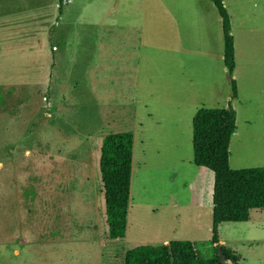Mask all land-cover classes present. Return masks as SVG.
Masks as SVG:
<instances>
[{"label":"rangeland","instance_id":"374dc122","mask_svg":"<svg viewBox=\"0 0 264 264\" xmlns=\"http://www.w3.org/2000/svg\"><path fill=\"white\" fill-rule=\"evenodd\" d=\"M84 1L61 0L58 15L57 0H0V264H122L125 250L163 239L190 241L209 258L212 172L173 167L191 158L184 125L198 108L229 104L243 136L245 118H255L252 126L264 121L263 79L261 91L231 98L210 0H101L88 10L100 25L64 29ZM223 6L233 55L238 49L234 65L264 63V0ZM240 17L246 28L237 43ZM95 30L128 35L132 47L116 68L108 46L93 51L90 38L80 39L82 50L71 45L77 32ZM67 40L73 61L61 47ZM120 131L133 133V154L125 236L110 240L98 150L101 136ZM236 141L233 132L229 169L264 167L256 151L263 141L249 139L253 151ZM218 243L238 256L236 264H264V208L251 209L245 222L219 224Z\"/></svg>","mask_w":264,"mask_h":264},{"label":"trees","instance_id":"16d2710c","mask_svg":"<svg viewBox=\"0 0 264 264\" xmlns=\"http://www.w3.org/2000/svg\"><path fill=\"white\" fill-rule=\"evenodd\" d=\"M60 11L61 0H57ZM219 18L222 39V66L229 80L231 98L236 95L232 79L233 40L229 19L221 0H210ZM191 163L212 172L210 239L212 254L200 258L194 244L170 240L161 245H138L124 252L122 264H221L215 244L218 225L245 222L251 209L264 208V167L231 170L228 167V144L235 131V112L225 108H198L191 117ZM130 131L102 136L98 150V174L104 206L107 239L124 237L129 194L131 163ZM220 255L231 264L238 256L219 246Z\"/></svg>","mask_w":264,"mask_h":264},{"label":"crops","instance_id":"0c3cea01","mask_svg":"<svg viewBox=\"0 0 264 264\" xmlns=\"http://www.w3.org/2000/svg\"><path fill=\"white\" fill-rule=\"evenodd\" d=\"M75 1V0H74ZM73 0H64V3H74ZM101 0H85L84 2L81 3V8L79 9V12H77V15L74 19H72L71 24L69 22H65L64 25V29H67L70 25V27L73 26V23H80L82 22V25L85 26H91V27H97L98 25H100L99 23L103 22V19H101V17H96L94 16V14H90L88 13V10H92L94 9V7H96L97 5L101 4L100 3ZM119 0H107V4H110L113 6L114 2H118ZM127 1L132 2V0H123L121 1L119 4L122 3H126ZM224 5V0H221ZM61 8V7H60ZM61 11V10H60ZM60 11H58V15H60ZM65 12V11H64ZM88 13V14H87ZM60 17V16H58ZM243 19H245V15H242ZM242 17L238 18V26H237V43L240 42L239 40V36L241 34V30L243 31V29L246 28V25L243 26V28H241L242 26L240 25V22L242 23V21H239L242 19ZM109 26V25H107ZM73 29V27H72ZM256 30V28L254 26L252 27H248L247 31L249 32H253ZM108 31V30H107ZM106 31V32H107ZM100 32L98 30H95L93 32H89V33H82V34H77L74 36L75 40L74 43L72 42L71 45L72 46H81L80 43V39L82 38H90V39H94V41L92 40L90 42V45L92 46L93 51H100V50H105V48L107 47L109 50V61H110V65H113L114 68H116L117 66V62L121 59H123V62L125 61V56L126 54H129L128 52H130V47H132V43L128 40V35H126V33H120V32H115V31H109V32ZM80 35V36H79ZM49 37V35H48ZM101 38H108L107 41H101ZM61 43V47L63 48V50L65 49L64 47H66V49H70L71 46L69 44V41H60ZM248 41H246L244 43L245 47L247 46ZM238 46V44H237ZM54 48L53 50L56 51V47L55 46H51V48ZM80 50H82V46L78 47ZM248 48V46H247ZM72 51H74L73 49H70ZM248 50V49H247ZM236 52V51H235ZM65 54V57L67 58L68 61H73L75 60L73 57V52H63ZM238 53V49L237 52L235 53L237 55ZM122 55H124L122 57ZM234 55V56H236ZM112 67V66H111ZM262 77H261V76ZM232 76L234 77V82H235V89H236V98L238 99V96H242L245 94H250V92H252V94H254V92L256 91V89H259L260 86H257V84L262 80L264 82V63L261 62H247L244 64L241 63H236L235 60V65L233 68V72H232ZM259 77H261V79H259ZM261 91V88H260ZM233 100L234 102H236L237 100ZM239 103V102H238ZM236 115V111L235 109H233ZM260 117L264 116V112L262 113V115H259ZM192 117V116H191ZM250 117V116H248ZM245 118V120L243 121V124L247 127L246 129H244V135L243 136H238V131L237 128H235L234 131V135L235 137H237V141L240 144V150H249V151H253L250 148H248L247 146H245L247 144V141L250 140H261L264 142V121H262L259 126H252L251 123L255 118ZM236 119V118H235ZM255 121V120H254ZM136 122V120H135ZM134 122V123H135ZM190 122H191V118L189 119V122L185 123L184 127L185 129H187V139L189 140V145H190V137H191V126H190ZM137 124V122H136ZM257 129V132H254V130ZM114 133V132H113ZM132 134V139H131V157L133 154V133ZM102 138V136H101ZM230 143V140H229ZM229 145V144H228ZM243 145V146H242ZM191 147V145H190ZM256 151L258 153V155L263 156L264 154V146L260 145L258 148H256ZM264 157V156H263ZM179 162V163H178ZM191 163V158L189 160L186 161V163L183 162V158H179L178 161L173 165V167L177 166L178 164H189ZM130 171H131V163H130ZM191 170L187 169L186 172L189 173ZM196 179V175L194 174L193 176V182ZM125 236V234H124ZM124 238V237H123ZM123 238H120L121 240H123ZM114 240H118V239H114ZM21 241L22 239L17 243L18 245H21ZM168 241L163 239L161 240V244H166ZM126 251V250H125ZM124 251V252H125ZM123 252V254H124ZM13 256H19V252L16 248H13ZM15 258V257H14ZM13 258V259H14ZM16 260H15V263Z\"/></svg>","mask_w":264,"mask_h":264},{"label":"water","instance_id":"95a60500","mask_svg":"<svg viewBox=\"0 0 264 264\" xmlns=\"http://www.w3.org/2000/svg\"><path fill=\"white\" fill-rule=\"evenodd\" d=\"M215 247H216V249H217V252H218V255H219V259H220L221 264H224V262H225L226 260L220 255L219 243H216V244H215Z\"/></svg>","mask_w":264,"mask_h":264}]
</instances>
